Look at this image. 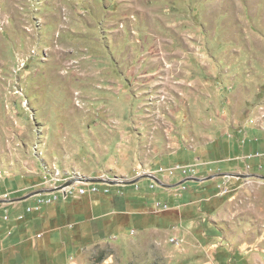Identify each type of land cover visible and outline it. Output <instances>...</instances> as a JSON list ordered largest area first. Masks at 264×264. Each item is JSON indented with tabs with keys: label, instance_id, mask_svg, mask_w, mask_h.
<instances>
[{
	"label": "rangeland",
	"instance_id": "1",
	"mask_svg": "<svg viewBox=\"0 0 264 264\" xmlns=\"http://www.w3.org/2000/svg\"><path fill=\"white\" fill-rule=\"evenodd\" d=\"M196 157L220 177L43 209L0 264H264V0H0V194Z\"/></svg>",
	"mask_w": 264,
	"mask_h": 264
},
{
	"label": "built area",
	"instance_id": "2",
	"mask_svg": "<svg viewBox=\"0 0 264 264\" xmlns=\"http://www.w3.org/2000/svg\"><path fill=\"white\" fill-rule=\"evenodd\" d=\"M198 166L195 164H184V165H175L173 167H169L166 170L163 168H158L155 173L157 174H163L167 175L168 177H172L174 175H179L181 177H186V178H192L196 177L198 175ZM177 173V174H176ZM142 174H147L151 175L150 172H144ZM6 177V176H5ZM3 174L0 172V184L5 182L7 178H5ZM47 179H45V183L42 185L43 187L41 189H54L59 186H61L63 183L67 182L68 180L74 179V178H85L81 176H66L62 177V175L56 174L55 176L52 175H47ZM88 179V178H87ZM107 182H119L117 179H109V178H103ZM225 181L218 185V189L223 193L228 192L227 188V183L230 181L232 178L231 177H223ZM99 185L104 186L103 189L99 188ZM112 186L107 183H89V182H75L72 185H69L67 187H63L59 191H55L52 193H43L39 194L37 196H34L33 203L27 206L24 209V213H20L16 215L14 218H11V215L8 210H5L3 214L0 217V231L3 228V225H7L10 222L14 223H21L24 221V215H33V214H40L43 209L49 208L54 206L55 204L58 203H65L69 200H74V199H81L86 196H92V195H97V194H102V195H107L110 192L109 187ZM156 183L151 182L149 185V188L154 189ZM135 188L137 189V185H135ZM181 190H185L184 186H180ZM118 195H122L121 192H117ZM11 194L9 192H4L3 194L0 195V200L3 201H9L10 200ZM153 210L156 212H166L170 210L169 205L165 203H161L159 201H155L152 206ZM24 214V215H23ZM12 228H7L4 231V239L8 238L12 235ZM40 237V235L38 236Z\"/></svg>",
	"mask_w": 264,
	"mask_h": 264
},
{
	"label": "crops",
	"instance_id": "3",
	"mask_svg": "<svg viewBox=\"0 0 264 264\" xmlns=\"http://www.w3.org/2000/svg\"><path fill=\"white\" fill-rule=\"evenodd\" d=\"M201 160V158L200 157H196L195 159H194V164L195 163H200L201 162V164L202 163H204V162H206V161H204L203 159V161H200ZM220 161V160H219ZM192 164V163H191ZM160 168V167H159ZM157 170V169H156ZM155 170V171H156ZM208 170V169H207ZM155 171L154 172H150L151 173V175H145V174H143V175H140V176H138L137 174H136V176H134V177H132V178H134V179H138V181L140 180V179H146L147 180V187L149 188V185H150V183L153 181V180H151V179H148V178H144V176H153V177H155L158 181H159V183H156V185L157 186H155V188L154 189H156V188H161V189H164V190H167V191H169V192H171V193H168V192H162V195H164V194H166V193H168V194H173V196H174V198H177V199H179V198H182L183 199V196H181V194H182V192L183 191H186L188 188H186V187H184V188H186L185 190H181V188H180V186H182V185H184L186 182H184V183H182L181 185H178L177 186V184H179L180 182H182L184 179H186V177H181V176H179V175H177L178 177H180L179 179H177L176 181H174V182H172L173 184H171V183H168V182H166V180L168 179H173V178H175V177H168L167 175H163V174H157V173H155ZM198 171H200L199 169H198ZM209 171H211V169H209ZM198 174H199V172H198ZM175 176V175H174ZM198 176V175H197ZM196 176V177H197ZM194 178V177H193ZM198 178V177H197ZM207 178H211L210 176L208 177H205V178H200V179H207ZM217 178H219V177H216V178H211V179H207V180H205L204 182H199L198 184H202V183H206V182H208V181H211L212 179H217ZM110 179V178H109ZM111 179H114V178H111ZM133 179V180H134ZM137 181V182H138ZM154 182V181H153ZM163 182L164 183H166V184H163ZM45 183V181L43 182V183H41L42 185ZM194 183H197V182H194ZM40 184V185H41ZM135 185H137V189L135 188ZM125 185H112V186H110L109 187V189H110V192H109V194H107V195H102V194H97V195H92V196H86V197H84V198H81V199H77V200H88V201H90L91 202V211L94 213L96 210H97V207L101 204V203H103L104 202V199L103 198H106V197H125V194H124V192L122 191V195H118V193L117 192H120L121 191V188H123ZM103 187L104 186H101V185H99V188L100 189H103ZM41 188H42V186H40L39 188H37L38 190H41ZM115 189V190H112V189ZM117 188V189H116ZM133 188H134V190L135 191H138L140 188H139V186H138V183H134V186H133ZM150 190H154V189H151V188H149ZM4 192H9L10 194H11V196H10V200H13V199H16V198H19V197H22V196H24V195H27V194H29V193H27V192H29L28 190H27V188H22V189H16V190H5ZM3 192V193H4ZM3 193H1V194H3ZM22 194L21 196H18L19 194ZM27 193V194H26ZM0 194V195H1ZM18 194V195H17ZM131 195H129V197H130ZM134 198L135 197H140V198H142V195H138V196H134V195H132ZM144 197H146V196H144ZM101 199H103V200H101ZM9 200V201H10ZM28 200V199H27ZM32 203H33V201H34V199H33V197H32ZM3 201V200H2ZM69 201H71V200H69ZM69 201H67V202H65V203H58V204H55L54 206H57V205H64V204H67V203H69ZM155 201H158L157 200V198H156V196H153L152 197V206H153V203L155 202ZM23 202V201H22ZM22 202H13V203H9V202H7V203H1L0 204V209H2V211L4 210H8L9 211V213H10V215H11V218H14L16 215H18V214H22V213H24V209L27 207V205L25 206V207H22L21 206V204H22ZM160 202V201H159ZM161 203H165V204H167V205H169V203H166V202H161ZM29 206V205H28ZM54 206H52V207H54ZM50 208V207H49ZM3 214V213H2ZM24 215V214H23ZM39 216L38 214H31V215H27V214H25L24 215V221L23 222H21V223H23L24 224V226H27V218L29 217V216ZM1 217V216H0ZM15 224L16 223H14V222H10L9 224H7V225H3V228H2V230H1V232L0 233H2L1 234V237H2V240H6V239H9V238H11L13 235H14V233H15ZM19 224V223H18ZM7 228H12V230H13V232H12V235L10 236V237H8V238H5L4 239V236H5V234H4V231L3 230H5V229H7Z\"/></svg>",
	"mask_w": 264,
	"mask_h": 264
},
{
	"label": "water",
	"instance_id": "4",
	"mask_svg": "<svg viewBox=\"0 0 264 264\" xmlns=\"http://www.w3.org/2000/svg\"><path fill=\"white\" fill-rule=\"evenodd\" d=\"M222 176L221 177H231V178H242L243 176L242 175H231V174H221ZM216 177H220V175L218 176H211V178H216ZM252 177H256V178H259V179H262L264 180V175H252ZM144 178H148V179H151L153 180L154 182L156 183H159V181L153 177V176H144ZM211 178H207L208 180L211 179ZM207 179H200V178H197V177H192V178H186L184 179L182 182H180L178 185H181L182 183L184 182H204L205 180ZM138 181V179H134V180H131V181H128V182H107L105 179H102V178H93V179H87V178H74V179H71V180H68L67 182L63 183L61 186L57 187V188H54V189H41V190H36V191H33V192H30L29 194L27 195H24L22 197H19V198H16V199H13V200H10V201H0V204L1 203H13V202H22V201H25L29 198H32L34 196H37L39 194H43V193H52V192H55V191H59L61 190L63 187H67L69 185H72L74 184L75 182H89V183H107V184H110V185H131V184H134Z\"/></svg>",
	"mask_w": 264,
	"mask_h": 264
},
{
	"label": "trees",
	"instance_id": "5",
	"mask_svg": "<svg viewBox=\"0 0 264 264\" xmlns=\"http://www.w3.org/2000/svg\"><path fill=\"white\" fill-rule=\"evenodd\" d=\"M21 195H22V194L20 193L18 196H21ZM3 231H5V230H3ZM0 232H1V231H0ZM1 234H2V233H0V238L2 239Z\"/></svg>",
	"mask_w": 264,
	"mask_h": 264
}]
</instances>
